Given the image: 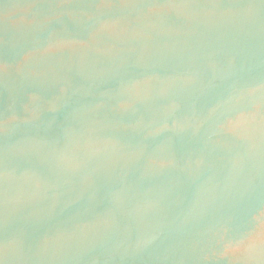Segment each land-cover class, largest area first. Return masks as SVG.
<instances>
[{
    "label": "water",
    "instance_id": "water-1",
    "mask_svg": "<svg viewBox=\"0 0 264 264\" xmlns=\"http://www.w3.org/2000/svg\"><path fill=\"white\" fill-rule=\"evenodd\" d=\"M0 264H264V0H0Z\"/></svg>",
    "mask_w": 264,
    "mask_h": 264
}]
</instances>
